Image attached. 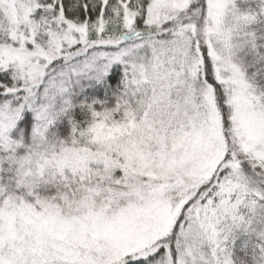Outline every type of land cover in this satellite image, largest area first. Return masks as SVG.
I'll list each match as a JSON object with an SVG mask.
<instances>
[{
    "label": "snow or ice",
    "instance_id": "6c2138e0",
    "mask_svg": "<svg viewBox=\"0 0 264 264\" xmlns=\"http://www.w3.org/2000/svg\"><path fill=\"white\" fill-rule=\"evenodd\" d=\"M0 264H264V0H0Z\"/></svg>",
    "mask_w": 264,
    "mask_h": 264
}]
</instances>
